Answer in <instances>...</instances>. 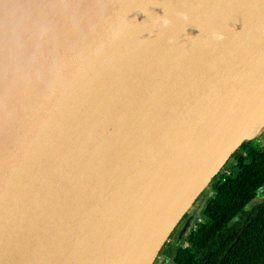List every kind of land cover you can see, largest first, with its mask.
Returning <instances> with one entry per match:
<instances>
[{
    "label": "water",
    "instance_id": "95a60500",
    "mask_svg": "<svg viewBox=\"0 0 264 264\" xmlns=\"http://www.w3.org/2000/svg\"><path fill=\"white\" fill-rule=\"evenodd\" d=\"M263 129L264 0H0V264H152Z\"/></svg>",
    "mask_w": 264,
    "mask_h": 264
},
{
    "label": "trees",
    "instance_id": "16d2710c",
    "mask_svg": "<svg viewBox=\"0 0 264 264\" xmlns=\"http://www.w3.org/2000/svg\"><path fill=\"white\" fill-rule=\"evenodd\" d=\"M257 138L230 156L231 166L217 173L212 197L200 208L201 220L189 225L193 230L180 245L164 244V259L172 264H264V199L251 205L264 188V148Z\"/></svg>",
    "mask_w": 264,
    "mask_h": 264
},
{
    "label": "rangeland",
    "instance_id": "374dc122",
    "mask_svg": "<svg viewBox=\"0 0 264 264\" xmlns=\"http://www.w3.org/2000/svg\"><path fill=\"white\" fill-rule=\"evenodd\" d=\"M256 142L259 144L260 149L264 148V129L260 132V135L257 138ZM231 164H232V161L228 160L224 164V166H222V168L220 169L219 172H226V170H228V168L231 166ZM214 178L209 182L207 187L201 192V194L199 196V201H197L186 212L185 216H183V218L178 223V225L175 227V229L173 230V232L171 233V236L169 237V239L167 241L174 242L176 245L177 244L180 245L182 243V241L184 240V238L186 237V234L189 231V228H188L187 231L181 233V235L179 236V240H177L178 239L177 235L179 234V232L183 226V223L187 221V222H189V225H190L194 221L199 222L201 220V215L199 214V211H200V208H201L203 202L207 198L212 197L211 188L214 185ZM263 199H264V188H261V190L257 191V195H256L255 199L252 201L251 205L257 204V203L261 202ZM152 264H172V263L170 261L165 260L163 255L161 254V252H159V254L156 256V258Z\"/></svg>",
    "mask_w": 264,
    "mask_h": 264
},
{
    "label": "flooded vegetation",
    "instance_id": "af4514ba",
    "mask_svg": "<svg viewBox=\"0 0 264 264\" xmlns=\"http://www.w3.org/2000/svg\"><path fill=\"white\" fill-rule=\"evenodd\" d=\"M188 228H189V222L186 221V222L183 223V226H182L179 234L177 235V238H178L177 240H179V236L181 235V233L187 231ZM167 261H169V260H167Z\"/></svg>",
    "mask_w": 264,
    "mask_h": 264
},
{
    "label": "clouds",
    "instance_id": "9594fccd",
    "mask_svg": "<svg viewBox=\"0 0 264 264\" xmlns=\"http://www.w3.org/2000/svg\"><path fill=\"white\" fill-rule=\"evenodd\" d=\"M215 38H216V39H223L222 36H216Z\"/></svg>",
    "mask_w": 264,
    "mask_h": 264
},
{
    "label": "built area",
    "instance_id": "2783aa9c",
    "mask_svg": "<svg viewBox=\"0 0 264 264\" xmlns=\"http://www.w3.org/2000/svg\"><path fill=\"white\" fill-rule=\"evenodd\" d=\"M193 227H194V226H193V225H191V226L189 227V230H193Z\"/></svg>",
    "mask_w": 264,
    "mask_h": 264
}]
</instances>
